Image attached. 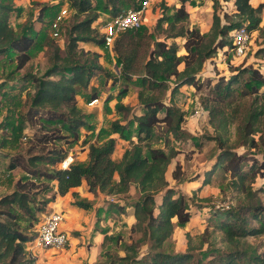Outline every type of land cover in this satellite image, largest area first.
I'll return each mask as SVG.
<instances>
[{
	"label": "trees",
	"instance_id": "trees-1",
	"mask_svg": "<svg viewBox=\"0 0 264 264\" xmlns=\"http://www.w3.org/2000/svg\"><path fill=\"white\" fill-rule=\"evenodd\" d=\"M140 1L34 2L37 10L35 19L38 20L49 6L66 4L71 14L62 48L45 37L44 45L52 50L47 57L49 65L39 76L27 75L33 83V91L24 117L38 126L27 139H30L31 149L36 146L38 149L27 156L19 152L9 155L7 168L20 167L27 177L15 180L9 192L0 194V264H28L26 244L35 235V230L31 232L28 228L37 219L35 213L42 212L56 195L69 193L75 197L74 188L82 182L86 190L94 194L121 195L128 193L131 187L137 192L131 203L134 221L130 225V231L136 232V237L123 242L119 235L103 234L102 245L113 241L115 246L120 245L118 249L122 251V254L106 259L109 264H264L263 251L243 240L247 235L264 232V201L257 195V190L264 192V185L256 189L251 187L256 176L264 175V73L250 63L229 68L232 72L227 77L219 75L210 85L211 78L206 77L212 96L198 100L207 112V122L214 132L210 138L217 148L212 165L205 173L211 169H222L228 174L232 187L243 193L242 199L234 206L230 203L223 207L214 206L213 202L210 204L214 227L220 231L219 242L224 246L213 249L206 260L202 256L204 251L200 254L206 241L202 235L196 244L190 245L186 234L187 242L182 251L163 248L174 227L183 226L190 220L194 203L186 193L169 186L164 176L171 158L179 152L170 144V139L181 140L187 133L182 127L185 113L175 105L173 96L184 84L196 89L201 87L198 72L205 59L214 55L217 48H232L228 35L230 30L243 26L251 33L260 29L264 1L252 4L251 0H224L232 1L233 10L222 13V20L216 11L219 0H212L211 23L203 32L183 24L187 17L185 0H181L172 13L159 16L151 29L141 23L136 28L120 31L110 45L119 65L118 73L108 77L113 81L122 78L138 83L135 97L141 113L131 115L126 123H134L135 140L130 141L117 158L112 157L116 142L114 136H108L100 143L88 142L85 162L73 160L66 168L58 166L67 153L63 146L53 144L43 153L50 141L59 139L72 143L78 139L79 128L86 123L85 115L73 96L80 87L87 86L93 75L107 73L99 63L98 51L79 46L80 42L104 45L103 36L95 26L98 9H106L110 17L122 10V6L136 7ZM11 11L17 13L20 9L0 1V55L12 54L15 70L28 62L31 50L38 42L37 36L44 35L33 28L29 18L14 27L10 25L8 15ZM163 22L166 23L164 27ZM155 30H160L163 37L157 36ZM167 37H180L184 52L178 54L177 43L167 41ZM254 54L264 58V45L258 47ZM2 86L0 82V91ZM8 88L6 86L3 90L8 92ZM91 99H97L95 92ZM118 107L125 112L131 108ZM159 123L164 131L163 145L151 146L149 139ZM231 124H234L233 141H229L228 126ZM110 129L117 131L120 137H127L125 126L117 121L111 122ZM62 130L65 133H61ZM236 146L253 149L261 154V158H247L243 152L234 149ZM37 162H45L49 166L39 167ZM172 176L177 182L188 180L177 176L175 170ZM33 178H44L46 185L53 182L54 190L48 198L39 199L31 191L36 186ZM203 181L208 180L204 178ZM71 203L82 208L90 206L89 201L82 199L74 198ZM21 219L27 222L21 225Z\"/></svg>",
	"mask_w": 264,
	"mask_h": 264
},
{
	"label": "rangeland",
	"instance_id": "rangeland-1",
	"mask_svg": "<svg viewBox=\"0 0 264 264\" xmlns=\"http://www.w3.org/2000/svg\"><path fill=\"white\" fill-rule=\"evenodd\" d=\"M2 2H8L14 7H19V12L11 11L12 18L9 23L17 25L16 19L20 14H25V18H29L32 25H36L37 31H42L44 36L38 38V42L31 50L30 59L28 62L19 69L14 70L15 60L12 54L0 55V82L3 84L0 91V194L9 192L13 188L15 180L27 177V175L21 170L20 167L12 169L7 168V163L10 154L19 152L22 155H28L33 153L38 148H30V139L27 137L33 131L37 130V124H32L24 117L25 109L28 105L29 97L33 91V83L28 79V74L39 76L43 73L44 69L49 65L48 55L50 54L51 47L44 45V38L53 40L61 47L62 40L66 28L70 21L71 9L66 4H61L58 7H46L43 16L40 20H33L35 16L34 8L36 7L31 0L30 5H26L25 8L16 4L14 0H0ZM257 1V0H255ZM39 2V1H37ZM39 3H47V1H40ZM181 3V0H148V6L146 13L143 17L147 19V25L152 28L155 20L162 14H170ZM212 0H185L184 6L187 10V17L183 24L188 27H197L200 31H207L212 16ZM62 6L67 8L64 17L59 24V35L51 36V30L49 27V19L53 14ZM130 5L122 6V10L129 8ZM163 8V11L161 10ZM24 9V11H23ZM233 10L232 1L219 0L216 4V11L222 18V13H230ZM15 15V16H14ZM108 12L103 7L98 9V20L95 24L99 33H101V24L108 18ZM44 17V18H43ZM32 20V21H31ZM36 21V22H35ZM166 23H162L164 27ZM260 29L253 30L249 34V43L245 49L243 56H236L226 47H220L216 49L214 55L208 57L203 62V65L198 72V77L201 80V87L199 89L194 88L191 85H181L178 87L176 93L173 96V101L178 107H183V111L186 117L193 119V124L188 125V131L186 135L181 137V140L170 139V144L179 149V153L172 159L167 165V170L164 173L165 178L169 186L175 190L182 191L192 198L191 209L193 215L190 220L183 226H175L170 237L166 240L163 248L167 250L182 251L186 246V234L189 235L188 242L190 245L198 242L199 236L204 237L206 241L202 244L201 251H204L202 255L204 260L208 259L209 253L216 248H223L224 243L219 242L220 231L215 229V220L211 217L210 204L213 201L227 202L230 205H236L242 199V192L237 191L232 187L229 181V176L222 169H211L210 172L205 173L210 165L211 160L217 148L214 145L213 140L210 138L214 133L212 127L207 122V112L199 105L198 100L205 97L212 96L209 92V85L215 81L219 75L227 77L232 71L229 69L239 64H252L264 73V58L260 55H255L254 52L258 47L264 45V9L261 13V20L259 22ZM156 35L163 37L160 30H155ZM231 31V30H230ZM230 31L228 35L230 36ZM119 33V32H118ZM117 33V34H118ZM117 36V35H116ZM167 41L174 40L178 45L177 53L184 52L182 48V40L180 37H167ZM110 45L97 46L93 43L80 42L79 46L84 49H96L100 53L99 63L108 73L98 72L93 75L87 86L80 87L77 93L74 94V102L77 107L85 115V125L79 128L78 139L75 142L68 143L64 140L56 139L50 141L45 145L43 150L46 151L50 146L61 145L68 153H71L76 162H85V151L88 142L100 143L105 138L111 135V133L117 134L119 137L118 143L112 153L113 158H117L122 150L129 145L130 141L135 140V128L134 123H127L126 118L124 122L123 117L127 116L128 112L118 109V105L123 108L124 105L131 104L134 101V91L138 88L136 80H125L117 78L113 81L108 76H116L118 73L119 65L115 61L112 52L110 51ZM182 64H179L181 67ZM14 70V71H13ZM23 75V77H21ZM210 77L211 82L206 83L205 78ZM15 79V80H14ZM171 84V83H170ZM8 86V92L3 90ZM122 89H125L122 92ZM95 92L96 101L90 103L89 99L91 94ZM132 107L130 111H132ZM136 112V111H135ZM193 117H190V116ZM117 121L125 126L127 137H120L117 131H112L111 122ZM229 141H233L234 138V124L228 126ZM28 133V134H27ZM61 133H65L62 130ZM26 135V137H25ZM163 126L161 123L157 124L152 131L149 143L151 146L163 145ZM27 149H30L29 152ZM237 152H243L247 158L255 156L258 159L261 158V154L254 152L253 149L245 150L242 146H236L234 148ZM210 161V162H209ZM39 167H48L45 162H37ZM175 170L177 176L186 177L190 181L177 182L176 178L172 176V171ZM181 173V174H180ZM202 177V178H201ZM206 178L208 181L204 182ZM24 180V178L22 179ZM21 180V181H22ZM36 186L31 189L35 193V196L39 199L48 198L54 190V184L52 181L45 184L44 178H33ZM264 185V175L256 176L251 183V187L256 189ZM41 187V189H40ZM85 183L78 188V192L73 197L67 193L64 195H56L55 199L46 204L45 209L42 212L35 213L37 216L33 225L28 228L31 232L35 230V224L37 220L42 217V214L53 209V203L59 204L62 208H67L66 199L68 203L72 204V199L87 200L90 203L89 207L82 208L74 204V214H68V219L72 224L80 223L79 228L71 226L68 234L74 237L76 242L70 245H65L58 250L53 249H33L29 250L28 243L26 244L25 257L28 259V264H109L107 260L111 255L118 253L121 254L118 248L120 245L115 246L113 241H107L105 245L99 244L94 235L98 231L108 233V235H119L123 242H128L132 238L136 237V232L130 231L129 219H132L130 214L131 203L136 199L137 192L133 187L130 188V192L126 194L111 195L98 192L97 194L85 193ZM257 195L264 201V192L257 190ZM196 203V204H195ZM93 205L94 208H93ZM197 205H203L205 207H199ZM68 209V208H67ZM208 209V210H207ZM67 211V210H66ZM77 211V213H76ZM84 211V212H83ZM72 212V210H71ZM80 212H83V218L79 217ZM130 217V218H129ZM133 220V219H132ZM67 221V220H66ZM27 221L22 219L19 221L21 225ZM73 224V225H74ZM82 231V233H81ZM88 231H90L88 233ZM92 234L91 236H88ZM258 247L259 251L264 253V232L258 235H247L243 239ZM208 248H212L208 250ZM83 250L85 252H83ZM26 251V250H25ZM199 253V249H197Z\"/></svg>",
	"mask_w": 264,
	"mask_h": 264
},
{
	"label": "built area",
	"instance_id": "built-area-1",
	"mask_svg": "<svg viewBox=\"0 0 264 264\" xmlns=\"http://www.w3.org/2000/svg\"><path fill=\"white\" fill-rule=\"evenodd\" d=\"M148 6V0H141L136 7H129L125 10H120L116 14L108 17L101 24V34L105 45L112 43L113 39L118 32L127 28H136L143 23V17L146 13ZM66 8L62 7L56 15L50 20L49 27L51 30V36L55 37L59 35V24L61 19L66 13ZM249 34L243 26L232 29L230 31V38L232 53L236 56H243L245 49L249 43ZM96 99L89 100L90 103ZM74 157L71 153L66 155L60 160L58 166L66 168ZM214 206H227V202L213 201ZM63 214L60 210L51 209L42 214V217L38 220L35 227V235L33 239L28 243L29 250L33 249H53L58 250L63 248L68 241V234L62 228ZM28 248L26 249L27 251Z\"/></svg>",
	"mask_w": 264,
	"mask_h": 264
},
{
	"label": "crops",
	"instance_id": "crops-1",
	"mask_svg": "<svg viewBox=\"0 0 264 264\" xmlns=\"http://www.w3.org/2000/svg\"><path fill=\"white\" fill-rule=\"evenodd\" d=\"M15 1V3L16 4H18L19 3V6H21L22 8H25L26 7V5H30V1L31 0H14ZM36 2L37 1H47V2H49V3H54V0H35ZM259 1H264V0H257V1H255V0H251V3L252 4H256L257 2H259ZM5 2V1H4ZM12 6H16L15 4H13ZM23 11H24V9H23ZM34 12H35V14H36V12H37V10H36V8H34ZM15 16V15H14ZM35 17H36V15L35 16H33V20H35ZM10 18H12V13L10 12L9 13V15H8V20H10ZM25 19V14H20L18 17H17V21H16V23L17 24H19L20 22H22L23 20ZM36 22V21H35ZM11 24H13V23H11ZM10 24V25H11ZM144 24H146L147 25V19H144ZM15 25H13V27H14ZM33 28L34 29H36L37 27H36V25H33ZM91 50H95V51H98V50H96V49H91ZM135 93H136V90L134 91V101L131 103V104H134V105H124V106H129V107H132L133 109H132V111H128V113H127V116L126 117H123V120H121V122H124L125 121V119L127 118V119H129L130 117H131V115H133V114H136V115H138V114H140L141 113V109H140V106L138 105V103H137V100H136V97H135ZM98 99V98H97ZM96 99V100H97ZM95 100V101H96ZM180 108V107H179ZM131 109V108H130ZM182 111H183V107H181L180 108ZM136 111V112H135ZM190 117H193L192 115L190 116ZM193 124V119L192 118H187L186 117V115H185V119H184V122H183V124H182V127L186 130V131H188V125H192ZM110 136H114L115 137V139H116V141H118V139H119V137L117 136V134H115V133H111V135ZM118 143H116L115 142V146L117 145ZM86 149L87 148H84V151H85V157H86ZM123 151V150H122ZM179 153V152H178ZM177 153V154H178ZM121 154V153H120ZM176 154V155H177ZM175 155V156H176ZM120 156V155H119ZM118 156V157H119ZM174 156V157H175ZM173 157V158H174ZM172 158V159H173ZM170 162H171V160H170ZM210 162V161H209ZM211 162H212V160H211ZM210 162V163H211ZM167 170V169H166ZM202 178V177H201ZM186 181H190L189 179L188 180H186ZM185 182V181H184ZM84 183L82 182L79 186H77V187H75L74 188V190H75V192L77 193L78 192V188L80 187V186H82ZM130 192V191H129ZM85 193L87 194V196H88V194H94V193H90V192H88L87 190H86V188H85ZM98 193V192H97ZM97 193H95V194H97ZM64 197H65V195H64ZM68 199H69V197L66 199L67 201H66V204L68 205V209L67 208H62L59 204H57L56 203V206L57 207H54V205H55V202L53 203V209H57V210H60L61 212H62V214H63V221H62V228L64 229V231H70V228H72L73 226H76V227H74V228H79L80 226H81V224L80 223H76L77 222V220L75 221V224L73 225L72 224V222L68 219V214H74L75 213V211H73V208H74V206L72 205V204H70V203H68ZM94 206L95 205H93V208H94ZM91 207V206H90ZM75 209V208H74ZM67 210V211H66ZM71 210H72V212H71ZM132 211V210H131ZM131 211H130V216H131V218L133 219H129L130 221H129V225H131V223H133V221H134V218H133V216H132V214H131ZM84 212V211H83ZM83 212H80V216L79 217H82L83 218ZM76 213H77V211H76ZM192 215H193V212H192ZM191 215V216H192ZM130 218V217H129ZM67 220V221H66ZM72 226V227H71ZM90 231H91V233L92 232H95L96 233V235H94V238H96V240H97V242H99V244H100V246L102 245V239H103V234L105 233V234H108V233H106V232H102L101 234H99L98 233V231H94V230H92V229H90ZM90 231H88V233L90 232ZM81 233H82V231H81ZM67 234H68V232H67ZM92 234H89L88 236H91ZM76 239L74 238V237H72V236H70L69 234H68V241H67V243H66V245H70V244H73L74 242H76L75 241ZM106 243V242H105ZM105 245V244H104ZM103 246V245H102ZM83 252H85L84 250H83ZM122 254V253H121Z\"/></svg>",
	"mask_w": 264,
	"mask_h": 264
}]
</instances>
